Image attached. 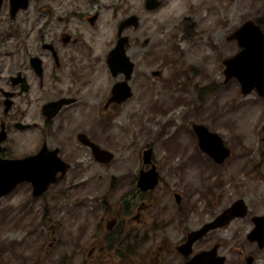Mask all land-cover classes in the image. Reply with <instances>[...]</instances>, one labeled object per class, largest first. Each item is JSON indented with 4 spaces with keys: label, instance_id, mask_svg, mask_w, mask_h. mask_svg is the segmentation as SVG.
Listing matches in <instances>:
<instances>
[{
    "label": "rangeland",
    "instance_id": "obj_1",
    "mask_svg": "<svg viewBox=\"0 0 264 264\" xmlns=\"http://www.w3.org/2000/svg\"><path fill=\"white\" fill-rule=\"evenodd\" d=\"M247 19L264 23V0H162L142 12L134 34L138 41L148 37L156 55L146 61L141 43L132 44L131 95L107 121L94 111L95 123L84 129L113 157L95 161L82 147L81 167L68 173L62 191L52 187L33 196L29 185L21 183L0 194V264H77L113 197L131 188L134 200L141 198L134 185L121 181L132 168V173L138 170L141 151L148 147L160 178L151 196L163 195L167 204L176 191L195 217L156 234L181 232L239 197L264 204V97L254 90L241 93L233 77L224 80L221 62L239 50L235 39L227 37ZM152 70L159 73L152 75ZM192 123L220 134L230 149L221 163L199 149ZM235 229L231 225L223 233Z\"/></svg>",
    "mask_w": 264,
    "mask_h": 264
},
{
    "label": "flooded vegetation",
    "instance_id": "obj_2",
    "mask_svg": "<svg viewBox=\"0 0 264 264\" xmlns=\"http://www.w3.org/2000/svg\"><path fill=\"white\" fill-rule=\"evenodd\" d=\"M138 1L142 2L0 0L1 195L19 188L21 183L28 184L32 194L29 181L10 183L16 180L18 165L20 169L17 160L35 157V163L47 164L44 191L52 187L62 191L68 173L81 167L78 161L82 147L95 161L106 163L113 157L84 129L95 123L94 111L105 115L107 121L116 106L131 95L132 44L141 43L146 61L149 55H156L155 49H149V38L142 36L138 41L134 29L139 26L140 14L160 6L162 0H156L159 4L153 8L146 0ZM120 45L124 55L119 52ZM128 63L132 66L126 76ZM123 82L130 95L112 100ZM90 99L96 100L95 109H91L94 103L91 105ZM85 142L107 150L110 159L95 157L93 148ZM142 151L138 170L132 173V168L121 181L134 185L141 198L135 201L131 188L129 194L122 191L113 197L112 206L100 215V227H95L88 246L78 253L77 264H264V204H249L244 198L243 205L235 206L229 218L232 212L224 211L238 198L181 232L156 234L157 230L178 227L184 219L195 221L191 217L194 210L190 204H181V195L176 191L172 193L173 201L167 204L163 195L160 199L151 196L160 178L151 155L149 161H144ZM151 168L157 181L142 189L138 185L140 177ZM120 185L116 183L123 187ZM225 220L181 247L192 230ZM231 225L237 229L225 235L223 231ZM241 231L243 235L239 236Z\"/></svg>",
    "mask_w": 264,
    "mask_h": 264
},
{
    "label": "water",
    "instance_id": "obj_3",
    "mask_svg": "<svg viewBox=\"0 0 264 264\" xmlns=\"http://www.w3.org/2000/svg\"><path fill=\"white\" fill-rule=\"evenodd\" d=\"M150 8L156 7L159 3L156 0H146ZM227 38L235 39L239 50L230 56H227L221 60L224 64L223 74L224 80L234 77L239 83L240 92L246 94L251 90H254L259 96L264 97V28L260 24L256 23L251 19H247L242 22L234 31L228 35ZM119 52L123 54V48L120 45ZM117 50V49H116ZM124 55V54H123ZM126 60L127 57L124 56ZM129 67L127 69L126 76L131 70L132 63H128ZM130 95L129 87L122 84L120 91L114 93L111 97L112 100L120 101ZM191 128L196 135L197 145L200 150L205 152L214 163H221L230 152V149L223 142L222 137L215 131L209 130L204 124L192 123ZM263 131L264 138V122L261 127ZM85 140V139H84ZM86 141V140H85ZM84 142V141H83ZM93 148V154L95 157H100L102 160H108L111 157V153L104 149H98L94 143L85 142ZM144 161H149L150 158V148H146L142 151ZM35 157L23 158L20 161L17 160L19 165L16 168L17 177L16 180H10L11 185L15 184L17 181L26 180L32 184V195L36 196L42 193L47 187V179L45 178V171H47V164L45 163H35L33 160ZM19 174V175H18ZM145 177H140V182L138 185L142 189H147L152 187L157 179L156 172L151 168L147 171ZM178 198V195H176ZM243 205L241 198L235 200L231 206H229L225 211H231L228 218L234 214V207L237 205ZM228 220V219H226ZM225 221L211 222L202 225L200 228L192 230L188 235V240L182 246L189 244L191 239L197 238L206 232L208 229L216 227Z\"/></svg>",
    "mask_w": 264,
    "mask_h": 264
},
{
    "label": "trees",
    "instance_id": "obj_4",
    "mask_svg": "<svg viewBox=\"0 0 264 264\" xmlns=\"http://www.w3.org/2000/svg\"><path fill=\"white\" fill-rule=\"evenodd\" d=\"M257 23H259L262 27H264V23H262V21L259 20ZM190 25H191V24H189L188 27H189ZM188 27H185V29L182 28V30H183V32H184L183 35H184L185 37H187V36L189 35V33H188Z\"/></svg>",
    "mask_w": 264,
    "mask_h": 264
}]
</instances>
